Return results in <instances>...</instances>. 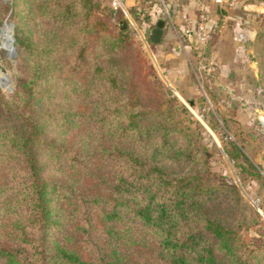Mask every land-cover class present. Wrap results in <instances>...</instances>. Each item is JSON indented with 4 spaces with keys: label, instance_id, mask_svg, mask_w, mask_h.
<instances>
[{
    "label": "trees",
    "instance_id": "16d2710c",
    "mask_svg": "<svg viewBox=\"0 0 264 264\" xmlns=\"http://www.w3.org/2000/svg\"><path fill=\"white\" fill-rule=\"evenodd\" d=\"M107 1L41 0L23 20L48 24L15 23L25 71L11 97L0 91V264H264V232L241 234L258 218L240 191L208 178L191 134L146 106Z\"/></svg>",
    "mask_w": 264,
    "mask_h": 264
},
{
    "label": "rangeland",
    "instance_id": "374dc122",
    "mask_svg": "<svg viewBox=\"0 0 264 264\" xmlns=\"http://www.w3.org/2000/svg\"><path fill=\"white\" fill-rule=\"evenodd\" d=\"M17 1L23 6L19 17L14 16ZM39 2L41 0L1 1L0 27L6 24L12 38L17 20L21 26L41 29L45 22L48 24L47 21L41 18L39 21L33 18L23 20L28 6H36ZM101 2L108 3L107 0ZM134 17L138 25L127 23L132 46L126 55L132 60L129 72L132 80L138 83L146 106L170 112L173 124L191 134L193 151L208 178L237 187L244 202L258 218L248 230L241 231L242 237L250 244L256 243L261 238L256 231L264 232V84L260 80H249L245 87L227 92L223 88L226 83L208 72L209 59L205 48L189 51L184 56L173 55L167 61L162 59L158 49L149 43L148 32L141 28L140 17ZM103 18L114 28L115 23L108 11L103 12ZM36 29L33 37L41 42L43 37ZM89 38V45L93 47L97 41L94 35ZM22 60L14 38L9 56L5 49H0V68L5 75H0V91L7 97L14 94L16 79L24 74ZM84 71L85 67L78 75H83ZM143 251L150 252V249L144 248Z\"/></svg>",
    "mask_w": 264,
    "mask_h": 264
},
{
    "label": "crops",
    "instance_id": "0c3cea01",
    "mask_svg": "<svg viewBox=\"0 0 264 264\" xmlns=\"http://www.w3.org/2000/svg\"><path fill=\"white\" fill-rule=\"evenodd\" d=\"M222 1L126 0L127 9L123 14L133 26L137 24L133 11H143L145 20L140 26L148 34L159 19L165 21L160 41L152 45L166 61L173 55L184 56L198 48L207 49L208 72L216 74L217 80L226 83L222 84L223 88L231 92L245 87L249 80H258L253 42L258 34V21L264 18V0H240L232 7L227 5V0ZM163 3L168 7V16L163 11ZM206 11L210 16L207 24L214 32L203 47L199 34H186L184 27L187 21L195 24L200 13Z\"/></svg>",
    "mask_w": 264,
    "mask_h": 264
},
{
    "label": "built area",
    "instance_id": "2783aa9c",
    "mask_svg": "<svg viewBox=\"0 0 264 264\" xmlns=\"http://www.w3.org/2000/svg\"><path fill=\"white\" fill-rule=\"evenodd\" d=\"M1 1L3 2L5 0H0V2ZM216 1L220 3L223 2L222 0H216ZM239 1L240 0H227L226 3L229 7H232V6H235ZM125 2L126 0H110V4H112L115 9L121 10L123 13H125L127 9ZM163 6H164L163 11L165 15L168 16L169 12H168V7L166 3H163ZM138 14H139L141 21L144 20V17H145L144 12L141 11V12H138ZM209 17L210 16L208 12L206 11V12L200 13L199 18L195 24H192L191 21H187L184 27L185 33L193 34L194 32H197L199 34L201 43L205 45L209 41V39L211 38V35H213V32H214V29L207 24ZM1 36H0V41H1ZM145 43L148 45V41L146 39H145ZM0 49H4V48L0 47Z\"/></svg>",
    "mask_w": 264,
    "mask_h": 264
},
{
    "label": "water",
    "instance_id": "95a60500",
    "mask_svg": "<svg viewBox=\"0 0 264 264\" xmlns=\"http://www.w3.org/2000/svg\"><path fill=\"white\" fill-rule=\"evenodd\" d=\"M165 21L163 19H159L156 23V25L154 26V28H152V30L149 32L147 38L149 43L154 44L156 42H159L161 39V36L164 33V26ZM127 27V21L125 19H122L119 21V29L123 30Z\"/></svg>",
    "mask_w": 264,
    "mask_h": 264
},
{
    "label": "bare ground",
    "instance_id": "6f19581e",
    "mask_svg": "<svg viewBox=\"0 0 264 264\" xmlns=\"http://www.w3.org/2000/svg\"><path fill=\"white\" fill-rule=\"evenodd\" d=\"M0 32H1V41H0V47L4 48L9 56L10 50H12V46H13V38L11 35V30L9 27L6 26V24H4L1 28H0ZM10 35V39L9 36ZM15 51V49H14ZM0 75H4V71L0 68Z\"/></svg>",
    "mask_w": 264,
    "mask_h": 264
}]
</instances>
